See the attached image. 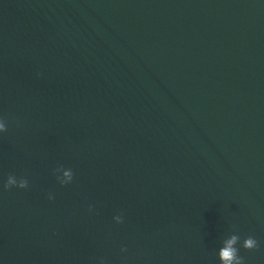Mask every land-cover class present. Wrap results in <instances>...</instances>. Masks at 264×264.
I'll return each instance as SVG.
<instances>
[{
    "label": "water",
    "instance_id": "1",
    "mask_svg": "<svg viewBox=\"0 0 264 264\" xmlns=\"http://www.w3.org/2000/svg\"><path fill=\"white\" fill-rule=\"evenodd\" d=\"M0 121V264H264V0H0Z\"/></svg>",
    "mask_w": 264,
    "mask_h": 264
},
{
    "label": "clouds",
    "instance_id": "2",
    "mask_svg": "<svg viewBox=\"0 0 264 264\" xmlns=\"http://www.w3.org/2000/svg\"><path fill=\"white\" fill-rule=\"evenodd\" d=\"M6 130V124L0 121V132H5ZM61 170H63L62 167L54 169V175ZM64 177L67 179H61L60 176L56 175V179L61 185L71 183L73 179L72 171L70 169L64 171ZM13 187L26 189L28 187V180L24 177L17 178L9 175L3 185V189L7 191ZM49 199H52L51 195H49ZM113 218L118 221L117 223L122 222L121 216L119 215ZM239 239L238 235L233 234L223 241L224 246L218 251L219 261H222L223 264H244V258L238 255V249L235 247ZM242 247L246 250H254L257 249L258 242L252 236H248L243 240ZM121 251H125V249H121ZM100 264H104V262L101 260Z\"/></svg>",
    "mask_w": 264,
    "mask_h": 264
}]
</instances>
